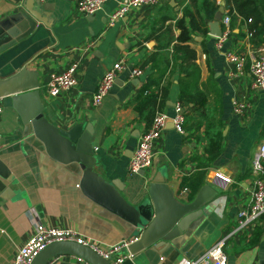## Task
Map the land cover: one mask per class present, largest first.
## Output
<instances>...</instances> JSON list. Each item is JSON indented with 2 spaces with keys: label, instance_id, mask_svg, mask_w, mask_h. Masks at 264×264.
<instances>
[{
  "label": "crops",
  "instance_id": "0c3cea01",
  "mask_svg": "<svg viewBox=\"0 0 264 264\" xmlns=\"http://www.w3.org/2000/svg\"><path fill=\"white\" fill-rule=\"evenodd\" d=\"M77 1L0 0V21L30 7L42 11L48 23H38L28 38L0 56L4 78L28 70L25 83L40 90L45 118L66 131L78 128L79 139L90 136L95 171L117 183L129 205L137 207L149 198L155 177L165 178L168 193L180 207L192 205L199 195L205 198L180 221L191 218L178 237L161 248L152 245L134 254L126 250L132 257L123 264L197 261L222 239H227V264H264V215L235 234L237 215L249 204L254 189L252 163L264 143V92L252 89L249 65L242 77L230 76L225 57L228 50L249 58L264 49V33L248 39L249 24L237 17L231 21L224 50L216 49L210 24L220 7L231 13L233 1L220 0L219 5V0H162L157 7L132 12L114 27H108L109 16L122 0H111L88 17L76 14ZM194 21L207 32L193 29ZM182 27L193 29L192 40L182 44L195 51V58L175 52ZM119 61L140 68L142 76L131 78L123 72L110 96L93 107L100 79ZM73 63L79 64L77 87L48 97L50 78ZM150 81L168 87L159 111L172 117L174 106L181 103L187 113L185 134L169 123L160 152L143 176L130 174L128 164L148 129L147 113L141 116L135 107L141 88ZM240 95L251 104L244 118L233 106ZM0 167V264H12L39 223L73 230L100 251L140 237L135 226L83 192L80 163L51 157L31 124L5 106L0 117ZM51 264L88 263L62 255Z\"/></svg>",
  "mask_w": 264,
  "mask_h": 264
},
{
  "label": "water",
  "instance_id": "95a60500",
  "mask_svg": "<svg viewBox=\"0 0 264 264\" xmlns=\"http://www.w3.org/2000/svg\"><path fill=\"white\" fill-rule=\"evenodd\" d=\"M223 13L222 6L210 24V34L214 37L222 34L220 21ZM38 23L48 24L42 11L30 7L0 21V56L28 38ZM27 73L28 70L23 68L11 77L4 78L0 69V98L3 99V105L15 109L24 124H31L35 137L45 145L51 157L62 163L81 164L84 173L79 186L87 196L140 231V237L129 246V251L134 254L152 245L161 248L178 237L191 218L180 221L189 214L190 209L198 208L205 201L203 194L192 205L180 207L168 193L165 178L155 177L149 184V198L137 207L129 205L121 196L117 183L105 181L95 171L96 158L93 156L90 136L79 139L78 128L66 131L53 126L45 118L44 106L40 101L41 92L36 89L37 86L26 85ZM140 174L145 175L144 172ZM62 255L78 257L88 264H111L94 248L75 242L49 245L33 264H48Z\"/></svg>",
  "mask_w": 264,
  "mask_h": 264
},
{
  "label": "built area",
  "instance_id": "2783aa9c",
  "mask_svg": "<svg viewBox=\"0 0 264 264\" xmlns=\"http://www.w3.org/2000/svg\"><path fill=\"white\" fill-rule=\"evenodd\" d=\"M111 0H78L75 6V12L82 17L94 16L102 7ZM222 1H218L221 5ZM162 0H122L119 6L109 16L108 27H114L115 24L127 17L132 12L144 8L157 7ZM231 13L230 10H224L220 21L222 34L216 38V49L224 50L226 43L231 38ZM248 24L251 20L247 21ZM255 30L249 29L248 39H253ZM226 61L230 67V76L233 78L242 77L245 69L249 65L251 75V87L254 90L264 92V49L258 50L249 58L239 51H225ZM79 64H71L64 72L53 75L46 85V93L50 98H56L67 91L77 87ZM128 72L131 78L142 76V70L137 67H131L119 61L108 69L100 79L97 89L92 96V106L98 107L110 96L114 86L117 83L119 75ZM235 114L244 118L251 109V104L244 95H240L233 100ZM4 112L3 99L0 98V117ZM186 110L181 103L174 106V115L171 117L165 111H158L150 127L142 134L133 151L128 164L130 174L145 175L153 166L154 158L160 152L162 140L167 131L168 124L173 125V129L183 135L185 134L184 124L186 122ZM253 175L255 177L254 189L247 207L241 209L237 215V229L235 234L248 226L254 224L262 215H264V143L260 145L252 163ZM219 179L229 180L220 174H216ZM59 242H75L89 246L98 251L102 257L111 262V264H123L125 260L132 257L129 250L131 243L111 247L105 251L98 250L92 243L81 237L77 232L69 229L48 227L39 223L35 227V234L19 249L12 264H33L37 256L49 245ZM227 239L218 241L209 249L203 257L197 261H186L185 264H227L226 253ZM51 264V261L48 263Z\"/></svg>",
  "mask_w": 264,
  "mask_h": 264
},
{
  "label": "trees",
  "instance_id": "16d2710c",
  "mask_svg": "<svg viewBox=\"0 0 264 264\" xmlns=\"http://www.w3.org/2000/svg\"><path fill=\"white\" fill-rule=\"evenodd\" d=\"M234 2V8L231 11V17L234 20L237 17L243 19L251 20L249 28L255 30V37L258 35L261 36L264 33V0H227ZM214 10L211 9L208 16H213ZM203 19V18H202ZM199 23V22H198ZM197 22H192L191 26L194 28H199L203 32H207V28L202 29ZM261 25V27H259ZM192 29V30H193ZM191 30V31H192ZM191 31L185 27H182V33L179 36V44L175 46V52H182L186 55H192L195 58V51L187 45H183L187 41H191ZM168 97V87H159V84H156L150 81L148 84L143 86L136 98V111L139 115L147 113V123L148 128L152 124V121L156 113L162 109L165 105V102Z\"/></svg>",
  "mask_w": 264,
  "mask_h": 264
}]
</instances>
